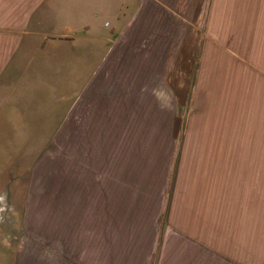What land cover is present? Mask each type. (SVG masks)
<instances>
[{"label":"crops","instance_id":"obj_1","mask_svg":"<svg viewBox=\"0 0 264 264\" xmlns=\"http://www.w3.org/2000/svg\"><path fill=\"white\" fill-rule=\"evenodd\" d=\"M222 2L0 0V205L8 198L17 214L24 207L20 232L30 240L25 261L17 245H5L9 264L209 263V239L203 248L195 237L200 224L178 218L170 202L165 224L162 207L141 214L143 198L115 202L113 127H136L123 139L139 160L140 127L161 125L163 109L175 119L186 109L198 87L190 66L200 29L207 23L209 35ZM234 2L247 36L253 0ZM55 140L56 165L35 166L44 142ZM115 204L139 210L116 235ZM17 221L0 214V254Z\"/></svg>","mask_w":264,"mask_h":264},{"label":"rangeland","instance_id":"obj_2","mask_svg":"<svg viewBox=\"0 0 264 264\" xmlns=\"http://www.w3.org/2000/svg\"><path fill=\"white\" fill-rule=\"evenodd\" d=\"M218 8L210 13L209 35L207 23L200 29L190 66L198 87L191 102L185 97L186 109L180 105L177 119L173 109H163L161 125L140 127L145 142L139 160L131 151L136 144L123 139L134 136L136 127H113L114 199L143 198L146 219L162 207L163 224L170 202L178 218L200 224L195 237L203 248L209 239L208 264H264V0H253V31L247 36L237 28L234 0H223ZM56 153V140L44 142L34 165H56ZM97 165H104L100 155ZM139 182L144 188L137 189ZM40 208L34 207L35 214ZM127 211L115 204V235L135 224L139 210ZM0 214L5 220L18 215L0 263L10 262L5 245H17V256L25 261L30 240L20 232L27 231L24 207L17 214L8 198L2 199Z\"/></svg>","mask_w":264,"mask_h":264}]
</instances>
